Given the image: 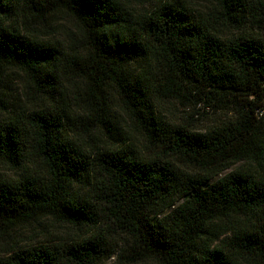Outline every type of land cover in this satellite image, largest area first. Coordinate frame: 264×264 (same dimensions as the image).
<instances>
[{
	"label": "trees",
	"instance_id": "trees-1",
	"mask_svg": "<svg viewBox=\"0 0 264 264\" xmlns=\"http://www.w3.org/2000/svg\"><path fill=\"white\" fill-rule=\"evenodd\" d=\"M0 264H264V0H0Z\"/></svg>",
	"mask_w": 264,
	"mask_h": 264
},
{
	"label": "rangeland",
	"instance_id": "rangeland-1",
	"mask_svg": "<svg viewBox=\"0 0 264 264\" xmlns=\"http://www.w3.org/2000/svg\"><path fill=\"white\" fill-rule=\"evenodd\" d=\"M60 19V18H59ZM61 24H63L66 27H70L73 29V26L69 22L60 21ZM5 77L4 81L8 85L9 88L14 89L15 88V81L20 78L18 73L11 72L10 70L5 71ZM168 111L170 113L168 114L171 119L178 121L179 119H182L186 116L192 115L194 116L195 124L198 127H207L210 126L212 122L226 120V118L230 117L229 113H221V114H214V112L209 108H204L202 105H198L196 108L188 109L187 107L178 105V104H170ZM214 124V123H213ZM234 167L226 170L224 173H227L231 170H233ZM65 231V230H63Z\"/></svg>",
	"mask_w": 264,
	"mask_h": 264
},
{
	"label": "built area",
	"instance_id": "built-area-1",
	"mask_svg": "<svg viewBox=\"0 0 264 264\" xmlns=\"http://www.w3.org/2000/svg\"><path fill=\"white\" fill-rule=\"evenodd\" d=\"M263 113V111L261 110V111H259V114L261 115Z\"/></svg>",
	"mask_w": 264,
	"mask_h": 264
}]
</instances>
